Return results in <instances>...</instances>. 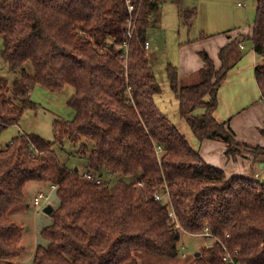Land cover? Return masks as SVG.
Returning a JSON list of instances; mask_svg holds the SVG:
<instances>
[{"label": "trees", "instance_id": "trees-1", "mask_svg": "<svg viewBox=\"0 0 264 264\" xmlns=\"http://www.w3.org/2000/svg\"><path fill=\"white\" fill-rule=\"evenodd\" d=\"M130 2L140 11L125 67L121 55L127 0H0L1 56L11 72L22 73L11 85L0 77L1 130L18 125L25 110L36 107L28 93L38 85L53 92L74 87L68 105L76 114L72 121H55L54 142L23 133L0 149V264H24V232L10 212L24 204L31 182L56 186L58 204L30 264H138V249L175 259L182 235L206 228L229 252L238 250V264H264V183L227 176L208 164L158 108L155 97L161 87L145 43L160 2ZM181 16L189 26L197 11ZM252 42L264 60V0L258 1ZM233 44L222 49L220 69L203 55L199 83L180 85L172 64L166 67L167 77L180 116L199 140L223 141L228 157L246 152L257 159L264 156V148L240 144L227 123L213 115L218 90L231 68L227 55ZM28 64L33 76L26 71ZM255 78L264 100V63L257 66ZM197 108L206 112L192 116ZM66 139L94 143L85 173L62 163L54 150ZM103 171L134 181L109 187L85 178L93 174L103 182ZM138 182L144 186L137 187ZM166 191L169 202L156 200V193ZM203 246L191 264L223 263L221 243Z\"/></svg>", "mask_w": 264, "mask_h": 264}, {"label": "rangeland", "instance_id": "rangeland-1", "mask_svg": "<svg viewBox=\"0 0 264 264\" xmlns=\"http://www.w3.org/2000/svg\"><path fill=\"white\" fill-rule=\"evenodd\" d=\"M257 1L252 0L250 3H245L243 0H159L160 4L152 13L148 27L147 37L153 49V52L149 53L148 59L156 80L161 87V92L155 97L156 105L174 124L180 119L179 102L172 92L168 81L167 65L176 66L179 64L182 54L181 49L189 40H198L196 29L204 24L209 14L217 13L219 15H227L228 18H234V16L239 18V14L242 13L245 7H238V3H245L248 6L246 10H249V13L247 12L246 14V21L252 25L255 21ZM193 9H197L200 14L196 29L184 26L182 17H179V12ZM2 48L3 40L0 39V77L6 78L11 85L21 78L22 73L10 71L9 65L1 56ZM202 60L204 61V59ZM26 71L30 76L34 75V69L31 64L26 66ZM202 73L203 67L192 75L179 78L180 85L199 83L202 80ZM74 93L75 89L71 85L65 86L60 92L50 91L41 85L32 88L28 96L36 104V107L25 110L18 125L0 131V145L4 146L5 142L10 141L21 133H35L47 141L54 142L55 121H72L76 115L74 109L68 105V101ZM54 150L62 163L74 170L78 169L83 174L87 171L88 160L94 150V143L85 139H80L77 142H71L66 139L62 145H54ZM102 174L104 185L109 187H114L120 181H134L132 178L110 175L105 171ZM255 181L264 183V172ZM39 191L49 196L46 206H55V192L52 190L51 185L42 182L29 183L25 191V199L33 203ZM44 208H37L32 205L31 209H24L21 206L22 210L15 208L10 212V218L24 232V250L21 261L29 258L31 261L35 248L39 245V242L42 243L43 241L38 229L43 226L46 219H50V215L44 213ZM213 242L210 237L184 233L179 246L180 256L178 258L169 259L139 249L134 251V257L137 259L138 264H191L197 258L195 253H201L203 245L210 246Z\"/></svg>", "mask_w": 264, "mask_h": 264}, {"label": "crops", "instance_id": "crops-1", "mask_svg": "<svg viewBox=\"0 0 264 264\" xmlns=\"http://www.w3.org/2000/svg\"><path fill=\"white\" fill-rule=\"evenodd\" d=\"M243 1L250 3L252 0ZM258 1L255 6V19ZM245 3H238V7H245L242 13L239 14V18L236 16L228 18L227 15L220 14V16L217 13H211L198 29H196V26L199 22L200 14L196 9L197 17L186 27L196 29L198 40H189L181 49V61L175 67L178 69L180 78L192 75L202 67L204 68L206 63L202 60V55L205 53L214 62L216 69H220L222 67L220 58L222 49L234 43L227 55V62L231 68L218 90V106L214 110L213 115L218 122L227 123V126L234 132L235 138L240 144L264 148V134L262 133L264 129V100L255 78L256 68L262 65L264 60L254 51L252 42L254 24L250 25L246 21V14L247 12L249 13V10H246L248 6ZM181 13L179 12V17H182ZM237 20L238 22H236ZM205 100H209V96L205 97ZM205 112V108H197L191 115L200 116ZM175 125L208 164L222 168L227 176L243 175L257 180L263 174L264 156L256 159L254 155L244 152L235 158L228 157L226 155L227 145L223 141L218 139L199 140L192 132L186 119L181 116ZM0 131H2L1 128ZM14 138L5 142V144L3 143L4 146L0 145V149L8 146ZM53 191L55 192V190ZM39 193L43 192L39 191ZM57 200L58 198L56 197L55 206L58 204ZM32 205L34 203L25 199L22 207L31 209ZM18 209L22 210L21 206ZM52 223L53 220L50 217V219L45 220L43 226L46 227ZM43 226L39 227V233L44 228ZM34 253L32 254L33 258ZM29 259H24L21 263L30 264L33 259L31 261Z\"/></svg>", "mask_w": 264, "mask_h": 264}, {"label": "built area", "instance_id": "built-area-1", "mask_svg": "<svg viewBox=\"0 0 264 264\" xmlns=\"http://www.w3.org/2000/svg\"><path fill=\"white\" fill-rule=\"evenodd\" d=\"M127 5H128V12H129V19H128V23L126 25V28H125V42L123 43V54L121 55V58L124 60V66L127 67V60H128V53H129V47H130V41L132 39V37L134 36V33H135V30H136V25H137V18L139 16V11H140V8H136L135 5H133L130 0H127ZM241 5V4H239ZM145 52H146V55L148 57L149 53L152 52V47H151V44L149 41H146L145 43ZM163 149L162 147L158 146L157 147V153L158 155H160L162 153ZM85 178L89 181H92L94 182L95 184L97 185H102L103 182L101 180V177H98L96 175H93V174H86L85 175ZM137 187H143L144 184L143 183H140L138 182ZM52 190H56V186H51ZM155 198L156 200H159V201H162V202H169V193L166 191L164 192V194H160V193H156L155 194ZM49 201V196H46L44 195L43 193H39L33 203H34V206H36L37 208H41V207H45L46 206V203ZM170 215L172 217L175 218V213H174V210L171 208L170 210ZM180 228V226H179ZM196 235H202V236H206V237H210L213 239V241H216L218 243H221L223 245V248L225 250V253L223 255V263L222 264H238L235 260V257L236 255H238V250H236L233 253L229 252L226 248V246H224V244L222 243V241L214 236L210 229L209 228H206L202 233L200 234H196ZM227 237H229V235H227Z\"/></svg>", "mask_w": 264, "mask_h": 264}, {"label": "water", "instance_id": "water-1", "mask_svg": "<svg viewBox=\"0 0 264 264\" xmlns=\"http://www.w3.org/2000/svg\"><path fill=\"white\" fill-rule=\"evenodd\" d=\"M23 70L25 69L24 67L22 68ZM75 170H77V169H75ZM53 210H54V208H53V206L52 205H48V206H45V208H44V213H46L47 215H51V213L53 212ZM196 256L198 257V256H200V253L199 252H197L196 253Z\"/></svg>", "mask_w": 264, "mask_h": 264}]
</instances>
